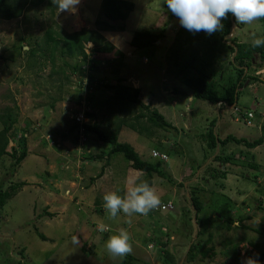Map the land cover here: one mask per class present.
I'll list each match as a JSON object with an SVG mask.
<instances>
[{"label":"rangeland","instance_id":"374dc122","mask_svg":"<svg viewBox=\"0 0 264 264\" xmlns=\"http://www.w3.org/2000/svg\"><path fill=\"white\" fill-rule=\"evenodd\" d=\"M132 1L136 7L128 19L110 21L118 26L117 29L101 31L115 45V50L93 55V44L88 43L86 61L61 57L57 53L53 62L44 41L45 31L49 27L61 33L83 27L95 28L98 18L106 19L102 13V0H80L71 11L60 12L55 6L53 13L52 8L45 4L28 8L15 19L0 17V109L14 103L18 105L16 128L19 135L10 146L17 145L20 133L28 127L26 135L31 152L12 174L9 172L15 161L13 157L6 155L0 163V182L4 180L5 187L10 181L27 182L0 212V264H120L123 258L114 261L104 247L108 237L120 228L130 233L134 255L152 264H165V258L156 252L153 243H149L150 250L146 247V236L154 235L153 230L156 229L148 214L128 217L120 213L112 220L104 208V212L98 210L103 205L102 198L106 192H122L129 177H136L139 173L141 180L144 174L132 168L122 153H117L99 176L105 161L88 160L86 156L89 152L106 150V147L93 137L88 140L81 136L78 143L70 136H62L77 115L81 116L80 112L87 104L88 93L86 90L80 93L78 83L81 80L87 83L90 75L109 84H117L122 78L124 83L141 87V98L179 129L180 134L145 123L151 128L152 135L140 134L125 126L119 131L120 140L132 144L146 160H157L152 156V149L169 152V159L163 161V169L172 181L155 174L154 186L161 201L172 200L175 207L168 212H156V217L159 224H169V249L176 255L177 264H242L249 257V251L264 253V144L248 150L250 155L253 153V158H240L259 164L256 170L214 160L221 150L219 147L210 150L209 157L204 159L205 145L197 137L206 132L210 116L217 119L214 130L223 138L234 134L253 140L264 134V60L256 54L253 63L261 65L255 72L259 80L247 79L238 105L221 104L220 114L216 104L189 96L188 91L191 90L180 81L174 59L180 57L182 61L193 53L205 56L213 65L212 77L220 85L229 84L230 79L236 76L234 66L230 64L235 53H231L224 40H220L222 31L209 36L204 32L182 30L178 18L168 11L164 0ZM121 25L124 30L119 28ZM142 29L163 31L165 35L156 46L139 50L130 42L133 33ZM253 33L256 37H264V21L238 25L226 39L237 37L240 41L250 42ZM23 38L29 39L37 48L34 58L15 50V44H25ZM176 39L180 41L176 43ZM181 42H184V47H181ZM93 59L98 69L91 68ZM76 63H82L85 69L74 68ZM193 71L198 72L196 69ZM94 90L99 101L113 95V90L107 87ZM187 96L190 97L189 105ZM235 106L242 109V113ZM97 109V119L103 126L111 122L109 118L114 119L108 115V106ZM248 111L255 114L251 122L242 115ZM222 118L229 122L224 132L216 128ZM86 141L89 142L88 147L84 148ZM175 141L179 145L173 147ZM240 150L247 148L230 143L225 146L224 153L230 155ZM196 162L203 163L202 167L192 171L190 168ZM208 166L225 167L229 174L226 179L215 181L207 172ZM255 173H258L255 181L246 178ZM92 177L95 179L91 180ZM180 183L184 185L180 186ZM194 187L204 189L199 191L206 201L203 217H211L215 222L212 227L214 240L209 246L215 247L216 255L203 260L198 257L189 262L186 261L187 249L192 240L197 239V229L194 208L184 195L188 197V190ZM228 212L235 219L240 213L245 215V227L233 225L228 229L225 221ZM220 213L224 216L219 217ZM36 228L48 239L43 240ZM159 238L162 241L166 239L162 234ZM237 252H240V257ZM258 256L261 257L260 263L264 264V256Z\"/></svg>","mask_w":264,"mask_h":264},{"label":"trees","instance_id":"16d2710c","mask_svg":"<svg viewBox=\"0 0 264 264\" xmlns=\"http://www.w3.org/2000/svg\"><path fill=\"white\" fill-rule=\"evenodd\" d=\"M47 4L52 8L54 13L55 5L52 0H0V17L3 19L11 20L22 16L28 8L39 7ZM136 3L132 0H102L101 8L102 13L106 19H97L95 28L83 27L80 30H74L67 33H61L56 31L53 27H49L45 31V44L47 49L50 50V56L55 62L57 53L61 57L67 58H80L82 61H86L88 53L86 52V45L92 43L93 47L91 49V54H100V53H111L115 50V45L108 41L101 31L103 30H115L118 26L113 24L110 21H124L130 17L131 12L135 9ZM264 21V19H260ZM224 27L221 30V41L224 40V43L229 48L231 53H235L234 59L230 60V64L234 66L236 71L235 78L230 79L229 84H219L217 80L214 79L211 75L212 63L211 60L205 56H200L199 54H192L187 57L185 60L180 61V57L174 59L175 66L178 67L177 74L180 78V81L189 87L192 91V96L194 99L207 100L210 103L216 104L222 102L227 105H238L240 98L241 90L245 87V82L247 79L259 80L258 76L255 75L256 70L260 68L261 65L255 66L254 59L256 54H259L260 58L264 60V46L259 48H254L251 45V41H240L237 37L231 39H226L228 35L232 33L233 24H235V18L229 14L228 18L222 21ZM121 30H124V26H119ZM184 28L182 27V30ZM180 30L179 32H181ZM165 35L163 31H155L153 29H142L136 30L133 33L131 39V46L139 50H146L156 46L157 42ZM181 39V38H180ZM25 44L14 45V48L18 53L26 52L31 57H35L37 48L34 47L29 39L23 38ZM176 43L180 40L176 39ZM182 40V39H181ZM29 46L28 49H25L24 46ZM184 42H181V47H184ZM180 50V49H179ZM199 59V60H198ZM208 59V60H207ZM30 60V59H29ZM95 59L91 68L98 69L95 64ZM200 61V62H199ZM69 64V63H67ZM82 63H76L74 68L85 69ZM193 69H196L198 72H194ZM248 73V74H247ZM90 81L87 83L84 80H81L78 83V90L81 89L82 93L86 90L87 99L86 106L81 110L85 119L87 121H79L76 118L74 123L69 127L65 132H62V136H70L76 142H80L81 136L85 139L90 140L91 137L100 141L105 147L106 150H102L99 153L89 152L86 156L88 160H98L105 161L102 171L99 176L104 173V170L107 165L110 164V161L114 154L122 153L125 158L129 161L130 166L136 170L141 171L144 175L141 180H147L150 184L154 180L155 174L160 177L168 178L172 181V178L167 174L163 169V160L157 159L156 161L146 160L142 158L136 148L125 141L120 140L119 131L122 126L130 128L140 134L152 135V130L145 123H149L153 127L162 128V129H172L176 133H179V129L167 118L163 113H161L157 108H154L151 103H146L141 98V87H134L128 83H124L123 79H119L117 84H109L102 81V79H97L95 76L90 75ZM248 86V85H247ZM107 87L108 89L113 90V95L108 97L106 100L99 101L95 95V88ZM176 93L179 94L177 88L174 89ZM96 102V103H95ZM108 106V115H112V118H109V124L103 126L100 121L97 119L96 110L101 106ZM18 105H6L0 109V163H2V158L6 155H10L14 158L12 162L10 174L15 172L16 167L19 166L22 161L31 153L28 147V127H25L23 132L20 133V137L17 140L16 146H10L11 140H14L19 135V130L16 128L17 121L19 119ZM242 113V109H237ZM248 112L242 114L244 119L248 116ZM260 113V112H259ZM261 114V113H260ZM255 115V114H254ZM126 116V117H125ZM109 117V116H107ZM129 117V118H127ZM217 119H213L209 122V127L207 126L206 132L198 134L197 137L202 140L204 149V159L209 157L208 152L210 150H216L218 147L221 148L218 154L214 156V160H220L224 164L234 163L235 165L241 164L249 166L252 169H258L259 164L254 163L250 160L245 161V159L240 158H249L254 157L253 153L250 155V149L257 148L258 146L264 144V134L253 140H248L244 137H238L234 134H228L225 138H220L218 133L214 130ZM115 124L116 127H111L110 125ZM30 125V124H28ZM44 130L47 128L42 126ZM188 135H191L188 133ZM181 137V136H180ZM179 140V139H176ZM89 142L83 143L84 148L88 147ZM230 143L242 144L247 150H240L238 153L233 152L230 155L224 153V148ZM176 144L179 145V142L173 144V147H176ZM169 153L167 150L165 151ZM213 154V153H212ZM204 162V161H203ZM203 163H195L194 166H191L192 171L200 169ZM207 172L210 174V178L217 181L219 178L226 179L229 171L227 169H217L216 167L208 166ZM196 173V171H195ZM258 177V173H255L254 176H247L246 178L252 181H255ZM95 178L92 177L91 180ZM4 180L0 182V212L7 204L8 200L14 196L19 189L27 184L26 181L13 182L10 181L9 185L5 187ZM222 184V183H221ZM184 183H180V186H183ZM223 186V185H222ZM204 190L193 189L188 190V199L193 208L194 216L196 222L195 235L197 239L192 240L188 249L186 261L193 262L198 257L200 259H205L207 256L216 255L215 247L209 246V244L214 240V232L212 227L215 225V222L211 217H206L202 215L204 208L206 206L205 202L199 194V191ZM230 200V198L228 197ZM162 205H168L171 203V206H167L165 209L162 206L158 209H154L148 213V216L151 217V221L155 223L156 229L153 230L154 235L151 233L146 236V247L149 249V243H154L156 247V252L163 255L165 258V264H177L176 255L169 249L167 225L168 222L160 223L156 217V212H168L173 210L175 204L172 200L161 201ZM100 212L103 211V206H100L98 209ZM104 212V211H103ZM223 217L220 213L219 217ZM226 227L231 229L233 225L236 227H242L243 221L246 218L242 213L237 215V219L228 212L226 215ZM169 219V218H168ZM109 230V229H107ZM38 235L43 239L47 240L48 237L43 233L37 230ZM156 232V234H155ZM158 233V234H157ZM164 235L166 239L163 241L159 238L160 235ZM255 245V244H254ZM86 242H84L83 247L85 248ZM24 250V249H23ZM158 253V254H159ZM240 257V252L236 253ZM258 254L264 256V253H252L248 252L249 257H253L259 261L261 264V257L259 258ZM161 255V256H162ZM152 264L151 261L143 260L140 257L134 255L133 253L124 257L120 264Z\"/></svg>","mask_w":264,"mask_h":264},{"label":"clouds","instance_id":"9594fccd","mask_svg":"<svg viewBox=\"0 0 264 264\" xmlns=\"http://www.w3.org/2000/svg\"><path fill=\"white\" fill-rule=\"evenodd\" d=\"M52 2L60 12H64L73 10L80 0ZM164 2L168 11L178 18L183 28L192 33L204 32L209 36L223 29L222 21L227 19L229 14L235 18L234 30L238 25H249L264 19V0H164ZM251 45L254 48L264 46V37H256L253 33ZM145 60H148L147 57ZM191 98L193 99V96ZM216 104L227 105L222 102ZM253 117L248 115L245 119L249 118L251 122ZM167 154L169 159V153ZM154 185L155 180L151 184L147 180H140L139 173L136 177H129L127 187L122 192L108 191L103 195L102 206L106 215L115 220L120 213L131 217L134 214L147 215L150 211L160 208L161 196ZM104 247L114 261L126 257L133 251L130 233L120 228L118 232L108 237ZM242 264H259V261L248 257Z\"/></svg>","mask_w":264,"mask_h":264},{"label":"built area","instance_id":"2783aa9c","mask_svg":"<svg viewBox=\"0 0 264 264\" xmlns=\"http://www.w3.org/2000/svg\"><path fill=\"white\" fill-rule=\"evenodd\" d=\"M80 114H81V116L77 115V117H76L77 120H79V121H82V120L83 121L84 120L87 121L88 120V119H85V117L83 116L82 113H80ZM248 115H249V117H253V112H249ZM152 156L154 158H158V159H162V160H167L168 159V154L167 153L161 152L160 150H157V149H153L152 150ZM167 206H171V203H169L168 205H162V208L165 209ZM98 229H100V227H98ZM106 229H108V227ZM153 245H154V243H153ZM154 247H155V245H154Z\"/></svg>","mask_w":264,"mask_h":264},{"label":"crops","instance_id":"0c3cea01","mask_svg":"<svg viewBox=\"0 0 264 264\" xmlns=\"http://www.w3.org/2000/svg\"><path fill=\"white\" fill-rule=\"evenodd\" d=\"M189 92V96L190 97H192L191 95H192V93H191V91H188ZM178 94V93H177ZM190 97L188 98V96H187V98H186V103H188L187 105H189V99H190ZM216 107H217V109H218V112H220V114H221V111H222V106H219L218 104H216ZM195 110V108L194 109H192V111H194ZM208 114H211V112H208ZM166 117V116H165ZM223 117V116H222ZM208 118V117H207ZM213 119H215V118H211V116L207 119V121H211V120H213ZM228 119H226V120H224V118H222L221 120H220V122L217 124V131L218 130H221L222 132H224V129L226 130L227 128H226V126L227 125H229V122L227 121ZM205 130V129H204ZM227 131V130H226ZM180 134V133H179ZM218 135H219V137L220 138H223V137H221L220 135L221 134H219V132H218Z\"/></svg>","mask_w":264,"mask_h":264},{"label":"water","instance_id":"95a60500","mask_svg":"<svg viewBox=\"0 0 264 264\" xmlns=\"http://www.w3.org/2000/svg\"><path fill=\"white\" fill-rule=\"evenodd\" d=\"M234 25H235V24H233V27H234ZM24 47H25V49H28V48H29V46H27V45L24 46ZM235 53H236V52H235ZM234 105H235V104H234ZM12 143H13V140H11L10 144H12Z\"/></svg>","mask_w":264,"mask_h":264}]
</instances>
